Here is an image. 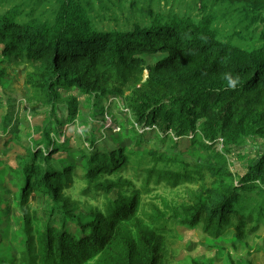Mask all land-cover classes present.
<instances>
[{
  "label": "trees",
  "instance_id": "obj_1",
  "mask_svg": "<svg viewBox=\"0 0 264 264\" xmlns=\"http://www.w3.org/2000/svg\"><path fill=\"white\" fill-rule=\"evenodd\" d=\"M0 58L26 68L30 109L57 124L21 160L0 159V174L17 179L23 241L14 257L1 247L0 264H169L176 224L213 239L231 233L233 244L264 224V148L239 175L218 150L264 140V0H0ZM72 89L100 108L103 125L107 100L126 109L132 142L88 137L71 151L60 138L80 113ZM1 98L6 123L18 109ZM184 137L209 157L161 152ZM152 179L197 188L181 203L144 201ZM34 195L46 200L43 217Z\"/></svg>",
  "mask_w": 264,
  "mask_h": 264
},
{
  "label": "rangeland",
  "instance_id": "obj_2",
  "mask_svg": "<svg viewBox=\"0 0 264 264\" xmlns=\"http://www.w3.org/2000/svg\"><path fill=\"white\" fill-rule=\"evenodd\" d=\"M163 57L164 56L161 54L144 55V58L150 64H154ZM8 62L7 58H0V159L10 162L12 159L21 160L22 157L26 155L27 147L34 148L37 142L39 143L45 140L43 136L44 130H42L45 126H48L49 130L52 131L57 124L55 120L50 119V117L47 119V113L39 114L30 109L26 100L29 92L24 84V73L26 68L15 67ZM62 92L65 93V91ZM67 92L78 97V110L80 111L74 123H71V125L66 124L61 128L62 134L60 139L65 140L67 138L69 140L72 145L71 151L77 150L78 147L74 143L78 140L81 146H87L89 144L87 141L88 137H104L101 140L102 145H107L108 143L126 145L132 142V132L129 128L128 117L123 115L126 109L124 110L122 106H118V104L115 105L111 100H107L105 105L112 111V114L108 113L105 115L104 113L105 125H103V117L98 106H94L90 99L88 100L82 97L75 89ZM8 96L14 97L15 101L13 104L16 105V110L18 109V115L8 117L7 122L2 123V116L4 113L1 108V97ZM55 115L57 116L58 114ZM109 125H111L112 128H109ZM106 128L109 130H106ZM59 130L60 128L58 131ZM145 135L146 140L154 138L153 132H148ZM12 137L13 139H18V141H16L18 145H16L15 142H13L12 145L9 143L12 150H10L8 154H4L3 149L6 147H4L3 144L7 139H11ZM52 137L56 138L57 136L52 135ZM175 142L176 145L171 146L170 150L164 148L161 152L163 151L168 155L175 156L179 154L185 161L192 164L201 161L199 156L206 155L209 157L208 154L211 153L209 149L190 144L189 138L184 137L176 139ZM145 146L149 147V144L147 143ZM263 148L264 140L249 139L243 145L231 147L228 150H225L222 144L219 143L218 150L225 155L228 169L239 175L245 171L248 164L257 161ZM61 156H65V153L64 155L61 154ZM75 159L76 161H80V157ZM132 170L135 171V169ZM1 174L0 241L5 237V233H7V237L4 242L3 240L1 241L0 248L7 247V252L14 257L19 254V249L23 245V241L18 236L20 218L14 198L17 179L9 170H5V172ZM141 178L142 177L139 179ZM210 182L211 179H209V183ZM80 185L81 184L78 183L77 187ZM137 185L139 186V183H137ZM190 188L196 189L197 185L186 181L172 187L167 184L165 180H161L156 184L155 180L152 179L150 182V192L144 196L143 200L158 203L160 201L154 199V197L156 195H161L165 197L167 201L181 203L185 200H190L191 194L188 192ZM45 201L44 198L36 195L31 199V205L38 209L42 217L47 209ZM173 232L175 236L172 234L171 236H167L171 248L175 251L172 254L173 258L168 255L170 259L169 264H243V262H247L249 259L252 260L254 264L263 263L264 224H262L258 231L251 236L247 243L242 242L233 244V236L231 233H227L218 239H213L207 236L200 227L190 228L176 224V226L173 227Z\"/></svg>",
  "mask_w": 264,
  "mask_h": 264
},
{
  "label": "clouds",
  "instance_id": "obj_3",
  "mask_svg": "<svg viewBox=\"0 0 264 264\" xmlns=\"http://www.w3.org/2000/svg\"><path fill=\"white\" fill-rule=\"evenodd\" d=\"M229 83L230 84H234L235 82L234 81H229ZM222 141V139L220 138V141L219 142H221Z\"/></svg>",
  "mask_w": 264,
  "mask_h": 264
},
{
  "label": "built area",
  "instance_id": "obj_4",
  "mask_svg": "<svg viewBox=\"0 0 264 264\" xmlns=\"http://www.w3.org/2000/svg\"><path fill=\"white\" fill-rule=\"evenodd\" d=\"M109 126H111V125H109Z\"/></svg>",
  "mask_w": 264,
  "mask_h": 264
}]
</instances>
